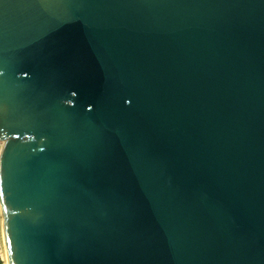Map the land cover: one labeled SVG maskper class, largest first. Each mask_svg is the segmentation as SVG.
I'll return each instance as SVG.
<instances>
[{"label":"water","instance_id":"95a60500","mask_svg":"<svg viewBox=\"0 0 264 264\" xmlns=\"http://www.w3.org/2000/svg\"><path fill=\"white\" fill-rule=\"evenodd\" d=\"M0 74L8 264H264V0H0Z\"/></svg>","mask_w":264,"mask_h":264},{"label":"bare ground","instance_id":"6f19581e","mask_svg":"<svg viewBox=\"0 0 264 264\" xmlns=\"http://www.w3.org/2000/svg\"><path fill=\"white\" fill-rule=\"evenodd\" d=\"M0 252H1L0 257H2L1 260L3 261V264H8V261L5 255V248H4L3 238H2L1 226H0Z\"/></svg>","mask_w":264,"mask_h":264},{"label":"snow or ice","instance_id":"6c2138e0","mask_svg":"<svg viewBox=\"0 0 264 264\" xmlns=\"http://www.w3.org/2000/svg\"><path fill=\"white\" fill-rule=\"evenodd\" d=\"M0 75H2V74H0ZM2 111H3V104H0V112H2ZM41 151H43V149ZM2 196H3V193H2V191H0V197H2Z\"/></svg>","mask_w":264,"mask_h":264},{"label":"rangeland","instance_id":"374dc122","mask_svg":"<svg viewBox=\"0 0 264 264\" xmlns=\"http://www.w3.org/2000/svg\"><path fill=\"white\" fill-rule=\"evenodd\" d=\"M0 256H1V252H0ZM1 259H2V257H0V261H1V264H3V261Z\"/></svg>","mask_w":264,"mask_h":264},{"label":"trees","instance_id":"16d2710c","mask_svg":"<svg viewBox=\"0 0 264 264\" xmlns=\"http://www.w3.org/2000/svg\"><path fill=\"white\" fill-rule=\"evenodd\" d=\"M0 264H1V262H0Z\"/></svg>","mask_w":264,"mask_h":264},{"label":"built area","instance_id":"2783aa9c","mask_svg":"<svg viewBox=\"0 0 264 264\" xmlns=\"http://www.w3.org/2000/svg\"><path fill=\"white\" fill-rule=\"evenodd\" d=\"M1 262V261H0Z\"/></svg>","mask_w":264,"mask_h":264}]
</instances>
